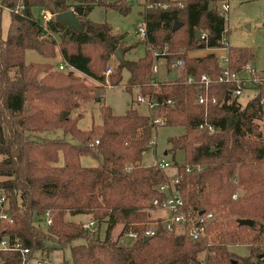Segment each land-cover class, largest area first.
I'll return each instance as SVG.
<instances>
[{"label": "trees", "instance_id": "1", "mask_svg": "<svg viewBox=\"0 0 264 264\" xmlns=\"http://www.w3.org/2000/svg\"><path fill=\"white\" fill-rule=\"evenodd\" d=\"M146 1L149 7L140 10V17L147 41L159 49L166 46L167 72L176 75L155 94L157 108L163 111L162 125L182 129L167 137L165 153L173 162L175 153H182L180 163H169L180 176L178 191L185 209L215 213L208 228L214 232L207 248L210 254L202 263L197 252L203 242L195 244L157 222L152 236L140 237L155 209L151 201L164 197L156 188L164 173L141 163L156 128L149 116L134 109L113 115L101 106L100 124L87 130L76 125L81 114L71 116L80 103L101 99L105 62L117 47L127 49L108 24L86 18L94 6L126 14L127 4L119 0H0V6L9 9L22 4L19 13H9L5 37L0 36V196L11 220L0 219V238L26 247L27 258L67 249L68 258L61 264H256L260 253L250 249L238 256L226 245L264 246V106L259 103L264 90L254 86L253 97L240 104L226 98L234 83H213L209 95L217 103L204 111L194 103L195 86L184 81L201 74L215 79L220 71L214 53L191 56L190 51L224 47L227 68L236 71L253 58L252 50L222 43L224 20L214 8L222 0ZM34 7L52 14L71 9L82 29L73 31L54 18L42 24L32 15ZM174 22L181 25L171 30ZM195 29L204 32V38L196 40ZM26 50L43 61L25 62ZM56 57L64 71L54 68L50 60ZM176 59L183 61V69L169 67ZM150 65L151 56L144 50L136 60L117 63L108 85H118L125 69V91L136 88L137 95H150ZM74 72L93 83H85ZM167 99L170 104H165ZM204 119L213 126L211 133L197 128ZM56 129L75 142L40 136ZM81 156H90L97 164L81 166ZM193 165L199 169L184 171ZM46 211L48 225L42 223ZM74 215H89L98 231L89 234L82 222L68 219ZM241 218L251 224L238 225ZM128 230L135 239L120 244L119 237ZM20 262L17 250H0V264Z\"/></svg>", "mask_w": 264, "mask_h": 264}, {"label": "rangeland", "instance_id": "2", "mask_svg": "<svg viewBox=\"0 0 264 264\" xmlns=\"http://www.w3.org/2000/svg\"><path fill=\"white\" fill-rule=\"evenodd\" d=\"M106 1L115 2L118 0H106ZM119 1H123V5L124 3L127 4L126 14H122L115 9H111V8L105 9L102 6H94L89 13L88 19L96 23L104 22L111 27L113 34L120 35L121 46L127 48L126 51L123 52L122 58L123 60H129L126 57L132 58L135 56L134 54L129 53L131 50L138 49L136 51L137 52L136 55L140 54L141 52H144L143 43L140 40H138L134 34V28L140 22L141 17L139 14V10L143 9L144 0H119ZM226 3L228 4V10H227L226 19L224 20V29L226 32L222 35L223 39H225L226 43H228V45L231 47H246L251 49L253 58L248 63L253 67H255L256 69H258L259 71L262 70L264 71V0H226ZM42 11H43L42 9L38 7H34L32 8V15L40 19V14L42 13ZM1 15L3 21L7 17V13L2 12ZM163 48H166V46H164ZM208 51L209 50L205 48L196 49L188 52V54L191 56H202L206 54ZM211 52L215 54L218 60H220L225 53V51L220 48L213 49ZM24 60L25 62H34V61L40 62L43 61V58L32 50H26L24 55ZM50 61L53 62L54 68H56L59 59L56 57L54 60H50ZM116 64L117 61L115 60L113 54H110L108 60L105 62V66L111 65L113 70ZM103 71H102V75L104 78L105 86L103 88L101 99L99 101H92V102L88 101V102L80 103L79 107L71 113V116H75L76 114H81V117L80 119H78L76 124L77 127L80 130H87L90 129L91 126L99 125L101 122L99 117V107L101 106L108 107L113 115H123L126 110L134 109L135 111H137V113L148 116V109L146 107V104L144 102L135 101V97L138 94V89H137V94L134 89H132L131 92L128 93L125 91L123 87L126 78L128 77V72L125 69H122L121 80L118 83V85L109 86L108 81L110 75L104 76ZM159 73L160 75L161 73H163L161 66L159 67ZM74 76L79 79H83L82 81H84L85 83H90V84L93 83L91 82L90 79L83 77V75L78 72H74ZM253 95H254V91L252 89L244 91L242 96L239 98L240 103L244 104L248 99L252 98ZM162 112L163 111L160 109L154 112V114L156 116H162ZM155 127L156 128L153 136L154 145L151 144L149 145V148H147V150L142 155L141 163L144 165H150L153 163L154 159L160 160L162 158L171 162L172 164H174V162L180 163L182 161V153L180 151L175 153L174 162L171 160L170 154L167 153L163 154V153L165 152V149L168 148V144L166 142L167 137L180 133L182 131L181 127H172V126H163V125H159ZM40 136L47 138L65 137V139L68 140L69 142H75V139L72 138L70 135H63L60 129H56L50 132L48 131L42 132ZM79 163L81 164V166L89 167V166H95L97 164V161L90 156H81L79 157ZM169 169L165 170V173H170ZM209 211L212 212L213 215H215L214 211L212 210ZM157 216H162V212L158 211L155 208L149 213L148 218L150 221L146 222L145 226H154L153 223L155 222ZM87 218L90 219V216L86 215L84 218L82 215L68 216L69 220L76 222L86 221ZM42 223L44 224L43 219H42ZM103 228L104 227L101 224L100 235L103 234ZM117 231H118V227L115 229L116 233ZM171 232H173L174 234H180L177 228H175L174 231ZM213 237H214V232L213 231L209 232L208 230L206 239L210 243V246L213 244ZM128 241H130L129 238L125 237L123 234L119 237L120 244H126ZM247 245L248 244L245 243L227 244L226 248L228 246L229 249L231 250L233 249L232 251L245 252L250 246V249H253L255 253L261 254V257L258 260H256V264L257 263L264 264V246H260V245L247 246ZM207 254L210 253L208 249H206V247L204 246L200 251L197 252V257L203 263L204 258L207 256ZM235 255L244 256V255H239L237 253H235ZM63 256L65 258L66 257L68 258L67 249L63 250Z\"/></svg>", "mask_w": 264, "mask_h": 264}, {"label": "built area", "instance_id": "3", "mask_svg": "<svg viewBox=\"0 0 264 264\" xmlns=\"http://www.w3.org/2000/svg\"><path fill=\"white\" fill-rule=\"evenodd\" d=\"M143 7H149L146 0H144ZM214 8L216 13L220 17H222L223 20H225L228 10V4L226 3V0L217 1L214 4ZM21 9L22 4L20 2H18L13 7V9H9L3 6L1 7V11L6 10L9 13L11 11L13 13H19ZM51 18H54V14L49 13L46 10H43L40 14V21L42 24H44ZM134 34L138 40L143 42L144 49L147 50L151 56V76L149 79V83L152 88V93L150 95H145L143 97L137 95L135 97V101L144 102L146 104V107L148 109V116L152 125L159 126L162 125L164 118L162 116H156L154 114V112L158 111V104L155 99V94L159 93V90L161 89L160 87L166 84V81L168 80L166 78L168 75L166 48H156L147 41V31L145 21L142 16L140 18V22L134 28ZM204 36L205 33L200 31L199 38L202 39L204 38ZM222 43L224 45H227L225 39H222ZM220 49L224 50V47H220ZM217 63L220 68L217 78L213 79L206 74H201L198 78H194L193 76L189 75L184 80L186 83L193 84L195 86L196 94L194 103L197 105H201L204 111H206L208 105H215L217 103L216 99L213 96L209 95L210 86L213 83L235 84V88L228 92L226 95L228 102L230 100H234L237 103H240L239 98L242 96L243 92L249 89H252L255 92L256 88H254V86L256 85H259V88L264 90V74L249 63H244L238 70L231 71L227 68V57L225 53L220 60H218L217 58ZM160 65L164 66L166 70V77H164L163 79H160L158 74ZM168 65L171 69L177 70L183 69L184 67L183 61L181 59L173 60ZM56 68L58 70H63L64 64L62 62H58ZM111 72V65H106L103 71L104 76H108ZM170 103V99H167L165 101V104ZM259 103L264 106V94L260 97ZM197 128H204L208 133H211L213 131V126L211 124H207L205 119L197 125ZM96 142L97 141L94 140L93 142H89L88 145L92 146ZM149 144L154 145L153 139L149 142ZM152 165H154L164 173V180L156 187L159 192L164 194V197L162 200L153 199L151 201V204L158 211L162 212V216H159V218H157L153 224H155L156 222L159 223L166 231H174V229L177 228L180 234H184L195 243L204 241L203 244L207 249L208 246H210V243L207 241L206 236L208 227L214 218L213 213L210 211H203L199 214L196 211H192L187 208L185 209L181 195L178 191L180 176L175 172L171 175L165 173V170L172 168L169 161L165 160L164 158L160 160L154 159ZM198 169V165L184 167V171L186 173H190L192 170ZM236 196L237 194L235 193L232 195V198H236ZM4 202L5 199L0 196V219L4 220L7 223H10V216L8 212L5 211V208L3 206ZM43 221L44 225H48L50 223V218L47 211L43 214ZM81 226L83 229L87 230L89 234H94L97 231L96 223L91 219L82 222ZM154 231V226H145L140 234V237H150L154 234ZM123 235L129 238V240L131 241L136 237V234L129 230L125 231ZM0 250H17L20 254V264H25V262L29 259L26 257V253L28 251L26 247L19 246L17 242L11 243L6 237L0 238ZM34 261L36 264H41L44 261L47 262L48 259L45 256H40L34 257Z\"/></svg>", "mask_w": 264, "mask_h": 264}, {"label": "crops", "instance_id": "4", "mask_svg": "<svg viewBox=\"0 0 264 264\" xmlns=\"http://www.w3.org/2000/svg\"><path fill=\"white\" fill-rule=\"evenodd\" d=\"M92 10V9H91ZM90 10V11H91ZM90 11L87 13V15H86V18L88 19V16H89V13H90ZM2 12H5V13H7V17L2 21V15L0 14V36H1V38L2 39H4V37H5V34H6V31H7V27H8V24H9V12L8 11H6V10H2L1 11V13ZM139 14H140V10H139ZM227 45H228V43H226ZM229 46V45H228ZM138 49H134V50H131L129 53L130 54H134L135 56L134 57H130V58H128V57H126L127 59H129V60H134V59H137L138 57H140L141 55H142V53L143 52H141L140 54H137L136 55V51H137ZM145 50V49H144ZM209 51H212V50H209ZM125 54H128V53H125ZM35 62V61H34ZM161 66V68H162V70H163V73H161V75H160V73H159V71H158V74H159V78L160 79H163L164 77H166V70H165V68H164V66H162V65H160ZM263 71V70H262ZM261 71V72H262ZM263 73H264V71H263ZM167 78V77H166ZM128 79V77L126 78V80ZM108 86V85H107ZM132 89H134L135 90V92H136V94H137V89L136 88H132ZM135 94V95H136ZM170 170V173H166V174H173L174 172H175V169L174 168H172V169H169ZM172 172V173H171ZM83 216V218L85 217V215H82ZM157 218H159V216H157L156 217V219ZM88 219V218H87ZM86 219V220H87ZM84 222V221H83ZM103 225V224H102ZM101 226V225H100ZM100 228V227H99ZM229 246V245H228ZM227 246V249L228 250H230V251H232L231 249H229V247ZM247 246H249V245H247ZM249 249H250V246H249V248L245 251V252H235V251H232V252H234V253H237V254H239V255H246L248 252H249ZM42 256H45V257H47V259H48V261L46 262V261H44L43 263H41V264H61L62 263V260L65 258L64 256H63V250H61V249H53V250H51V251H49L48 253H46V254H43ZM34 257H40V256H32V257H30L26 262H25V264H36L35 263V261H34ZM67 258V257H66Z\"/></svg>", "mask_w": 264, "mask_h": 264}, {"label": "water", "instance_id": "5", "mask_svg": "<svg viewBox=\"0 0 264 264\" xmlns=\"http://www.w3.org/2000/svg\"><path fill=\"white\" fill-rule=\"evenodd\" d=\"M209 9L212 8V4L210 3L208 5ZM54 19L61 22L62 24H64L66 27H68L69 29L73 30V31H81L82 29V26L81 24H79V22L77 21L73 11L71 9H68V10H64V11H61V12H58L56 14H54ZM181 25L180 22H174L172 24V27H171V30H175L177 29L179 26ZM194 35H195V38L196 40L199 39V36H200V31L195 29L194 30ZM122 55H123V51L120 47H117L113 53V56L115 58V60L117 61L118 64H124V60L122 58ZM175 78V75L174 74H168L167 75V79L168 80H172ZM165 154V152L163 153ZM203 211H199L198 213H202ZM237 224L238 225H250L251 224V221L249 219H244V218H241V219H238L237 220ZM149 237L145 236L143 237L142 239L143 240H146L148 239ZM196 244V243H195Z\"/></svg>", "mask_w": 264, "mask_h": 264}]
</instances>
